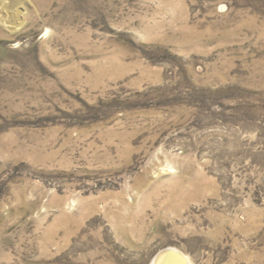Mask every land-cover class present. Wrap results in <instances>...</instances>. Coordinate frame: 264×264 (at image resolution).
Returning <instances> with one entry per match:
<instances>
[{"label": "rangeland", "instance_id": "1", "mask_svg": "<svg viewBox=\"0 0 264 264\" xmlns=\"http://www.w3.org/2000/svg\"><path fill=\"white\" fill-rule=\"evenodd\" d=\"M169 250L264 264V0H0V264Z\"/></svg>", "mask_w": 264, "mask_h": 264}, {"label": "bare ground", "instance_id": "2", "mask_svg": "<svg viewBox=\"0 0 264 264\" xmlns=\"http://www.w3.org/2000/svg\"><path fill=\"white\" fill-rule=\"evenodd\" d=\"M198 180L200 181L198 185H200L201 183L204 182L205 179H204V177H201ZM220 233H221V227H218L215 234H213V235L218 236ZM173 252H175V253H173ZM167 254L168 255L166 256V258L164 260L156 261L155 264H182L179 260V256L183 257L186 260L187 264H191L189 259L187 257H185L182 253H178L176 251L169 250ZM177 254H178V256H177Z\"/></svg>", "mask_w": 264, "mask_h": 264}, {"label": "water", "instance_id": "3", "mask_svg": "<svg viewBox=\"0 0 264 264\" xmlns=\"http://www.w3.org/2000/svg\"><path fill=\"white\" fill-rule=\"evenodd\" d=\"M167 253H168V251H165L164 253H162L156 260H154L153 264H155L156 261L164 260L166 258V256L168 255ZM173 253H175V252H173ZM177 256H178V254H177ZM179 260L182 264H187L186 260L183 257L179 256Z\"/></svg>", "mask_w": 264, "mask_h": 264}]
</instances>
